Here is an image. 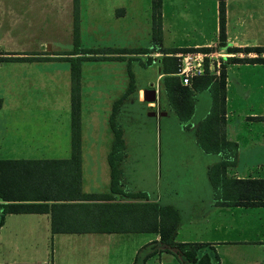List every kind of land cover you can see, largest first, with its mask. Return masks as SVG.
Segmentation results:
<instances>
[{"label": "crops", "instance_id": "crops-1", "mask_svg": "<svg viewBox=\"0 0 264 264\" xmlns=\"http://www.w3.org/2000/svg\"><path fill=\"white\" fill-rule=\"evenodd\" d=\"M72 2L73 0H0V40L6 32H11L13 29H15L16 34L22 35L27 33L30 27H42L39 25V21L53 22L54 28L59 30L71 28L73 21ZM79 2L80 5L77 4L78 48L82 50L89 49L88 53L86 51L83 54L70 55L85 57L80 61L79 66V98L81 92L80 72L83 61H121L128 72V80L122 86L121 94H124L127 89L129 76L132 77L133 89L117 104L114 119L117 118L121 102L126 96L134 98L137 103H143V109L145 108L147 115H149V112H154L153 116H149L156 119V121L160 117H171L169 111L173 112L176 127L174 133L169 132L164 135L166 147L164 163L171 171L179 172L189 169L193 174H197V177L190 184L183 185L180 190H170L168 193L170 196H167L165 201L162 200L160 195L151 197L146 192L148 201L168 204L178 212L173 242L203 245V252L212 257L210 264L216 262L217 264H230V259L225 253L233 258L236 253L241 252L251 258L252 262H249L250 264H264V205H224L213 199L212 187L207 177V168L218 162L221 157L219 153H205L202 151L196 141L195 134L198 123L208 112L210 102L206 101L204 108L196 115V94L201 91L196 92L194 94L193 112L187 121L188 127L184 128L168 104L167 108L158 105L157 88L152 87L150 83V85L144 87L137 86L134 83L133 74L130 70L132 61L137 62L142 68L154 64L158 72L157 78L161 80L162 76L160 73V58L163 53L156 49L146 53L128 51L138 48H151L152 46L150 0H146L144 7L141 8L144 12L143 18L139 13L140 8L132 5L129 0H79ZM218 2L219 0H161L160 47H207L210 48L207 54L220 61V65L224 63V138L236 145L235 163L226 167L225 175L228 178H264V62L226 61L230 57H256L257 53L244 52L242 49L245 47H264V0H223V43L225 47L239 48L240 51L237 52H228L225 47H217L219 43ZM140 20H143V26H139ZM141 29L143 30L140 31ZM140 33H142V36H140ZM94 36H97L96 39L98 40H93ZM140 37L143 39L141 40ZM85 42H91V45L86 47L84 46ZM38 44L40 49L37 51H30L28 47L22 48V51L2 50L0 47V160H67L71 156L70 99H68L66 105L62 106L66 109L64 116L67 122L64 139L59 136L54 137L49 132L45 133L44 135L47 137H42V142H40L41 151H43V155H39L42 156L40 158H29V149L36 147L35 144L37 145L38 141L35 138H30L27 126L30 116L29 110L30 108H37V104L30 106V103L24 100L6 99V94H22L24 90H27L29 86V63L46 62L53 59L29 61L24 59L5 60L2 58L69 56L70 51H67V49L65 53H61L59 48L57 51H51L47 39H40ZM45 44L49 47L47 51L44 49ZM116 49L127 51L114 52L113 50ZM178 53H175L174 56ZM259 56L264 58V52H261ZM67 71L66 75L69 76V65ZM42 73H47L50 79L54 76L50 74V70H42ZM54 82L59 81L55 80ZM65 82L68 85L70 96V79L67 78ZM145 88H155L156 101L145 102L142 100V91ZM202 91L209 94L207 90ZM116 100L106 99L105 102H98L95 99L89 103L84 115L87 118L85 133H82V111L79 100L80 192L86 195L110 194L112 196L110 201L124 199V197L109 192L107 154L111 147L112 134L111 138L109 137L104 142L101 141L103 140V129L106 125L108 126V119ZM116 124L121 129L120 124L118 122ZM91 131H94V133H91ZM121 137L125 152V157L119 165L122 188L141 191L132 189L124 181L121 165L125 163L127 158L128 146L122 129ZM83 142L85 154L88 158L96 157L98 154L106 158L108 184L105 191L82 190L81 147ZM99 148L100 152L97 151ZM91 167L88 161L87 188L93 186L92 183L94 182L90 174ZM100 201L84 200L83 202ZM52 202L60 203L64 201H47L48 204ZM133 233H144L149 234V236L131 246V256L128 264H135L139 249L147 246L149 252L152 244L157 249L159 248L156 244L158 242L156 233L52 232L50 212L6 213L0 224V264H32L22 259L27 253L22 247V239H26L30 235L40 237L53 235L84 236L89 237L92 242V239H95L99 244H106L107 246L110 237L114 235L127 237V235ZM147 258L156 259L157 264H183L174 255L173 251H164L162 248L156 250ZM145 260L143 264H145ZM40 264L49 263L43 262Z\"/></svg>", "mask_w": 264, "mask_h": 264}, {"label": "trees", "instance_id": "trees-1", "mask_svg": "<svg viewBox=\"0 0 264 264\" xmlns=\"http://www.w3.org/2000/svg\"><path fill=\"white\" fill-rule=\"evenodd\" d=\"M161 0H150L151 48L128 51L146 53L156 49L163 53L160 58L162 91L168 106L174 111L184 128L193 112L194 94L207 90L210 95L208 112L196 127V141L205 153H219L220 160L207 168V177L212 187L213 199L224 205L256 206L264 205V178H228L226 167L235 163L236 145L224 138V63L218 75L210 74L207 68L201 76L190 79L189 85H182L177 71L178 52L203 51L210 48H161L160 28ZM219 8V43H223V0ZM73 40L74 51L69 56L54 58L28 56L24 58L6 57L5 60L24 59L39 61L44 59H64L69 63L70 79V146L71 156L67 160H0V224L6 213H46L50 212L52 232H148L158 235V249L151 245V251L142 257V262L156 250L170 251L183 264H210L212 257L203 252V245L174 243L173 235L178 221V212L168 204L148 201L146 192L122 188L120 162L125 157L121 129L114 120L117 104L133 89L132 77L120 99L116 100L108 119L112 143L107 154L109 167V192L124 197L120 201H110V194L86 195L79 188V66L84 56H70L89 50L78 49L77 0H73ZM228 52L239 48L225 47ZM244 52H255L252 58H227V62L261 63L259 54L264 47H245ZM114 52H126L116 49ZM1 59V58H0ZM118 196V197H119ZM64 201L52 202L47 201ZM101 200L100 202H83ZM216 260V257L214 256ZM217 264V262L215 263Z\"/></svg>", "mask_w": 264, "mask_h": 264}, {"label": "rangeland", "instance_id": "rangeland-1", "mask_svg": "<svg viewBox=\"0 0 264 264\" xmlns=\"http://www.w3.org/2000/svg\"><path fill=\"white\" fill-rule=\"evenodd\" d=\"M129 1L132 5L140 8L139 13L141 18H143L144 12L141 8L144 7L146 0ZM77 4L80 5L79 0H77ZM38 23L42 27H30L27 33L22 35L16 34L15 29L11 32H6L0 40L1 49L22 51V48L28 47L30 51H37L40 49L38 44L40 39H47L51 51H57L58 48L61 53L74 51L72 27L59 30L54 28L53 22L39 21ZM135 24L137 25V23ZM139 26H143V20H140ZM140 36H142V33H140ZM93 38V40H98L96 39L97 36ZM140 38L141 40L143 39L142 37ZM85 43L84 46L86 47L91 45V42ZM49 47L45 44L44 49L47 51ZM78 49L82 50L81 48ZM79 53L82 52L79 51ZM53 60L29 63V86L27 90H24L22 94H6V99L8 100H24L29 102L30 106L35 104L38 106L37 108H30V116L27 121L30 138H35L38 141L37 145L35 144L36 147L29 149V158L42 157L39 156L43 155L40 142H42L41 140L45 133L49 132L54 137L59 136L64 139L67 131V122L64 116L66 109L62 108V106L66 105L69 99L68 85L65 82L69 78L66 75L69 64L66 60ZM131 63L130 70L133 74L134 83L143 87L151 84L152 87L157 88L158 105L167 108L166 97L160 86L161 80L157 78L156 66L151 64L142 68L135 61ZM42 70H50V74L54 75L52 79L47 76V73H42ZM127 73L124 63L121 61L82 62L79 98L82 111V133H85L87 127V118L84 115L89 103L95 99L98 102H105L106 99L114 101L121 97L123 95V93L121 94V88L128 80ZM55 80L59 82H54ZM206 101L210 102L209 94L206 91L196 94V115L204 108ZM143 106V103H137L134 98L126 96L121 102L117 118L114 119L115 122L120 124L128 146L127 158L125 163L121 165L123 178L125 183L132 189L145 191L151 197L160 195L162 200L165 201L167 196H170L168 194L170 190H180L183 185L186 186L194 181L197 174H193L189 169L179 172L171 171L164 163L166 156L164 135L169 132L174 133L176 127L173 112L169 111L171 117H160L156 121V119L147 115ZM58 113L60 114L59 116ZM91 133H94V131H91ZM109 137L111 138V131L106 125L103 129V140L101 141L104 142ZM81 148L82 190L105 191L108 184L106 158L99 154L96 157L88 158L85 154L84 142ZM97 151L100 152V148ZM88 161L92 166L90 174L94 181L92 183L93 186L90 188H87L88 183L86 181ZM120 236L123 235L110 237L106 246V244H99L95 239H92V242L89 237L84 236L53 235L40 237L30 235L28 238L22 239V247L27 252L22 259L32 264L43 262H48L49 264H128L131 256V246L135 245L137 241L148 238L149 234L133 233L127 235V237ZM94 240L96 241L95 243ZM148 249L149 247L147 246L139 249L135 264L144 263L142 262V257L148 252ZM225 255H228L230 264L232 262L233 264H250L249 262H252L251 258L243 254V252L236 253L233 258L228 253H225ZM145 264H157V260L147 258Z\"/></svg>", "mask_w": 264, "mask_h": 264}, {"label": "built area", "instance_id": "built-area-1", "mask_svg": "<svg viewBox=\"0 0 264 264\" xmlns=\"http://www.w3.org/2000/svg\"><path fill=\"white\" fill-rule=\"evenodd\" d=\"M175 56L177 58L176 75L182 85H189L192 77L203 75L205 68L209 70V73L211 72L210 74L218 75L220 61L207 52H182Z\"/></svg>", "mask_w": 264, "mask_h": 264}, {"label": "water", "instance_id": "water-1", "mask_svg": "<svg viewBox=\"0 0 264 264\" xmlns=\"http://www.w3.org/2000/svg\"><path fill=\"white\" fill-rule=\"evenodd\" d=\"M48 47V45H47ZM156 90L155 88H145L142 91V100L145 102H154L156 101V96H155ZM149 115L153 116L154 112H149Z\"/></svg>", "mask_w": 264, "mask_h": 264}]
</instances>
